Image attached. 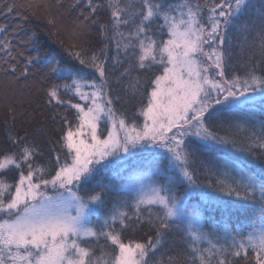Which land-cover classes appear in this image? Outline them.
<instances>
[{
  "label": "snow or ice",
  "instance_id": "snow-or-ice-1",
  "mask_svg": "<svg viewBox=\"0 0 264 264\" xmlns=\"http://www.w3.org/2000/svg\"><path fill=\"white\" fill-rule=\"evenodd\" d=\"M40 7L49 5L0 0V16L23 20ZM70 7L82 17L77 42H60L76 62L70 66L43 60L41 67L39 54L13 44L35 47L37 35L23 39L21 25L11 33L0 25V70L14 74L22 62L27 75L36 65L48 103L66 112L48 163L37 160L44 153L27 135H9L0 150V264H264V107L254 111L257 98L264 106V0H74ZM97 24L105 43L90 52L83 43ZM109 41L113 64L123 68L117 83L128 78L124 103L134 110L115 107ZM234 46L246 57L242 71ZM225 126L246 133L240 144L214 131ZM212 145L243 159H201L202 184L192 164ZM196 190L200 199L191 203ZM145 224L154 235L141 242L134 234ZM173 233L184 246L175 254L165 247Z\"/></svg>",
  "mask_w": 264,
  "mask_h": 264
},
{
  "label": "trees",
  "instance_id": "trees-1",
  "mask_svg": "<svg viewBox=\"0 0 264 264\" xmlns=\"http://www.w3.org/2000/svg\"><path fill=\"white\" fill-rule=\"evenodd\" d=\"M27 2H29V0H16L17 4H24ZM32 2L47 4L49 7L35 9V15L32 11L20 9V11H24V15L27 17V19L23 20L15 14L12 16H0V25L7 26L9 33H11L16 25H21V29L18 33L21 38L27 39L32 33H35L38 37L35 41V47L32 44L26 46L20 44L15 38H13V44L16 48L24 51L26 55L30 54L35 56L39 54L42 57V61L40 62L41 67H43V60H47L49 65L55 64L58 61L64 66L75 64L76 62L61 48L60 42L63 41L64 46L67 48H71L73 43L77 42V39L74 37V30L79 20L82 19V17L79 16L80 8L72 9L70 7L74 3V0H61L63 7L59 8L55 6L56 0H32ZM170 2L176 3L179 2V0H170ZM81 7H83V4ZM99 19L100 23H105L108 19L107 13L101 10ZM49 20L52 21L51 24L48 23ZM0 38H2V35H0ZM163 39H167V36L164 35ZM104 43L105 41L102 40L99 34V25H90L87 39L84 41L83 46L91 52L92 50L103 47ZM107 43L108 69L111 78V88L113 89L111 94L113 98L116 96L121 98L119 101H116L115 107L120 110H134L131 104L124 103L125 99H127L125 84L128 78L125 77L123 81L117 83V77H119L123 68L119 64H113L112 62V56L115 55V45L110 41ZM13 54H15V49L13 50ZM5 55V52H0V57ZM245 58V56L240 55L238 46H234L232 62L237 66V70L242 71V69H239V64L242 63ZM23 68L24 65L21 62L18 65L17 72L14 74L9 73L5 75V73L0 70V150L10 146L9 135H27L29 140L39 144L40 149L44 153V155L38 157L37 160H43L45 163H48L51 150L54 147L57 150L59 149L57 141L61 135L60 129L62 128L60 117L64 116L66 112L62 106L57 105L53 107L52 104L48 103L43 91V88L47 85H44V83L40 81L36 65H33L29 69L27 75H21ZM43 70L47 71V68L44 67ZM86 71L91 72V69ZM132 75L135 76L137 73H133ZM73 102H76V100L74 99ZM54 103L55 102H53V104ZM262 107L264 106L258 101L254 107V111L257 115H259ZM54 114L57 116L56 120L52 119ZM214 131L218 136L222 137H232L235 135L238 144H240L243 137L246 135L244 132L237 134L235 129L229 130L227 126L215 128ZM230 148L231 145H229V149ZM224 157H227L229 160L236 157L243 159V155L239 152L212 145L211 151L206 152L204 157H198L192 164V170L197 173L198 182L204 184L208 181L205 169L199 163L201 159L207 158L213 163H217L224 161ZM148 159H150V157H148ZM52 160L54 161V154L52 155ZM166 164V160L161 161V166ZM259 164L260 162L257 161L256 166L253 168L257 173H259L260 170ZM147 167L148 164L144 162L140 170H144ZM113 171L115 170L109 171L106 175H112ZM16 179H18L17 171L12 170L7 173L8 181L14 182ZM102 182L107 183L106 180H102ZM182 191L183 188H181V192ZM196 191L197 194L195 198L193 200L189 199L191 203H196L200 199L198 195L199 190ZM205 191H211V189H205ZM113 195H115L114 192ZM208 214L214 215L217 219L219 218V213H205V215ZM92 219L95 221V215H93ZM205 228L208 229L209 225L205 224ZM148 235H154V233L150 232L148 226L145 224L135 232L134 237L143 242L147 240ZM101 243H103V241H101ZM165 247H170L172 249V254H175L176 249L183 248L181 234H170ZM97 255H99V250H97Z\"/></svg>",
  "mask_w": 264,
  "mask_h": 264
},
{
  "label": "rangeland",
  "instance_id": "rangeland-1",
  "mask_svg": "<svg viewBox=\"0 0 264 264\" xmlns=\"http://www.w3.org/2000/svg\"><path fill=\"white\" fill-rule=\"evenodd\" d=\"M258 101H260L259 100V98H257V101H256V103L258 102ZM105 135H106V133H105ZM157 151H164V150H162V149H160V150H157ZM145 155H147V153H145ZM150 159H151V157H150ZM224 160H229L227 157H224ZM197 194V191H196V193L195 194H193V196H191V197H189V199H194L195 198V195Z\"/></svg>",
  "mask_w": 264,
  "mask_h": 264
}]
</instances>
